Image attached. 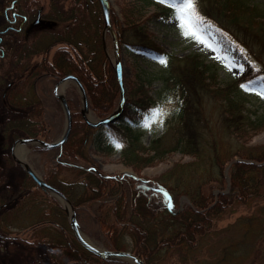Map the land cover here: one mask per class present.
<instances>
[{
    "label": "trees",
    "instance_id": "trees-1",
    "mask_svg": "<svg viewBox=\"0 0 264 264\" xmlns=\"http://www.w3.org/2000/svg\"><path fill=\"white\" fill-rule=\"evenodd\" d=\"M15 1L16 8L15 5L10 6L12 12L6 13L8 19L0 28V61L9 59L7 63H11L8 69L18 65L24 74L15 82L9 81L8 88L2 92L1 133L17 135V131L23 130L26 136L46 139L43 126L45 100L39 91L40 81L45 77L56 81L69 73L80 79L90 108L97 115L105 116L114 107V99L119 91L103 46L101 28H104V20L98 0H68L66 7L64 0H49L46 10L39 0ZM208 2L213 4L210 9L218 8L219 14H214L213 10L205 14L213 20L217 18V22L223 20L248 26L255 11L264 26L263 7H251L246 0ZM38 13L47 26L32 42H28L24 37V24L21 23L32 20ZM129 26L122 32V41L128 47L143 53L161 54L147 38L142 24ZM9 33L17 36V42H8ZM119 36L121 34L117 36L118 41L121 40ZM35 55L39 56V60L32 65L30 58ZM189 60L179 64L177 70L169 69L171 66L168 64L171 85L174 93L178 89L183 107L179 115H174V121L163 135L151 138L146 145L141 142L136 120L127 122L122 119L107 124L111 128H123L117 131L113 129L127 142V147L119 151L125 164L146 165L171 151L196 157L192 162L176 164L178 168L170 170L165 178L146 180V184L140 185L126 174H102L84 151L85 136L77 145L69 142L71 135L85 132L87 136L88 127H94L83 121L80 110H76V98L67 97L71 111L75 109L68 139L54 148L37 146L43 151L58 149L56 165L48 170L44 179L68 197L78 223L82 206H89L95 201L104 202L107 205L97 217L105 247L129 250L140 256L145 264H165L164 260L171 250L177 247L186 251L193 248L197 239L211 230L210 221L214 215L231 210L237 203H249L255 198L264 197V152L254 157L232 150L230 142L234 135L248 137L264 127V108L250 106L247 100L249 91L241 87L264 81V77L246 62L245 69L237 78L222 84L217 81L218 74L213 64L197 56ZM144 96L134 101L133 109L137 113L156 101L154 96ZM208 96L216 97L222 106L218 122L221 129L227 130L231 136L227 142L218 137L220 127L212 124L210 115L203 112V102ZM75 118L81 122L78 123ZM171 131V137L167 138ZM88 142L102 152L114 150L100 134ZM0 153L6 154V160L10 159L4 144L0 147ZM250 157L259 163L249 160ZM61 167L72 169L76 173L74 179L58 178ZM33 184L46 192L34 181ZM23 187L20 185V189ZM27 192H20L8 200L0 193V264L127 262L103 258L82 246L73 235L67 217L66 221L56 217L55 213L60 215L61 210L65 214L61 205L58 204L60 210L55 203L52 204L57 211L53 210L48 216L40 204H29ZM169 199L173 204L171 211L167 207ZM29 205L36 210L26 214L24 211L28 210ZM231 245L238 249L242 247L240 243ZM224 254L206 264L222 262Z\"/></svg>",
    "mask_w": 264,
    "mask_h": 264
},
{
    "label": "rangeland",
    "instance_id": "rangeland-1",
    "mask_svg": "<svg viewBox=\"0 0 264 264\" xmlns=\"http://www.w3.org/2000/svg\"><path fill=\"white\" fill-rule=\"evenodd\" d=\"M109 1L112 30L116 37L118 34H121V37L119 36L121 40L118 41L117 38L119 47L118 58L122 67L123 84L126 95V105L118 122L122 119L127 122L131 120L137 121L138 113L133 109L134 101L139 99V97H145L144 94L146 96H154L156 103L165 93H174L171 79L168 75L169 69L177 70L179 64L187 63L192 56H197L205 62L213 64L218 74L217 81L222 84L237 78L245 69L246 62H249L256 70H259L264 77V26L261 24V19L257 17L255 11L254 14H252L253 17L248 26L242 23L235 25L223 20L217 22L215 21L217 18L213 20L206 16L205 13H211L210 10H213L214 14H219L218 8L213 7L210 9L213 4H209L208 0H198V12L206 18L210 24L214 25V27L209 26L207 34L204 37L207 44L212 46L208 48L205 45L197 43L192 38L186 39L182 37L176 22L170 19L173 9L167 4L160 3L159 0ZM246 1L251 7L256 5L259 8H264V0ZM39 3L42 4L45 10L49 7V0H39ZM63 4L65 7L68 6V0H64ZM12 5H15L14 7L16 8L15 0H0V28L8 19L6 13L12 12L10 7ZM26 23L27 22H23V27ZM129 24H142L145 28L147 38L151 40L154 47L161 51V54L143 53L142 51H136L128 47L126 43H124V40L122 41V32L130 27ZM46 26L44 21L37 22L34 26L29 27L28 34H24V37H26L25 39L28 42H32ZM219 26H221L222 29H220V32H217L216 29ZM101 29L103 46L113 69L112 64L116 56L113 48L112 34L108 28ZM224 34L227 35V38ZM14 35L13 33L7 35V38H9L8 42H17L18 38ZM126 41L128 42V39H126ZM230 41H232V43ZM13 47L14 45L10 48L12 49ZM239 47L244 48L245 51L243 53L239 52ZM157 56H166L168 64H170L171 67L168 69V64L167 66L160 65L157 60L153 59V57ZM30 59L33 65L39 60V56L35 55ZM8 60L9 59H3L2 62L0 61V98L4 88H8V82H15L20 75L24 74L23 71H20L21 68L19 69L18 65H13L11 69H8V65L11 63H7ZM233 63L237 65V67H231ZM240 65L243 67H239ZM54 83L55 80L51 79V77H45L39 84V91L45 100L43 126L46 130V135L44 137H46V140L50 141L60 137L65 124V115L62 107L53 95ZM262 87H264L263 80H259L250 86V88L256 91H259ZM64 93L66 97L76 98V110L79 111L81 106L80 95L73 81H69L65 85ZM116 95L114 99L115 105L109 112H111L118 103L119 92H117ZM247 100L248 104L252 107H257L259 109L264 108V100L251 91L247 94ZM203 105V112L210 115L211 123L216 125V127H220V122H218V120L219 111L222 110V106H220L219 100L216 97L213 98L208 96L204 99ZM72 112H75V109H73ZM89 117L96 120L101 116L97 115L90 108ZM34 118L36 117H33V119ZM75 120H77L78 123L81 122L78 118H75ZM172 121H174V115L167 120L166 129ZM34 126H36V123ZM105 127L111 128L109 125L88 127L86 130L88 131L87 136L85 132H78L69 137V142L72 145H77L82 137L85 136L86 144L84 151L89 159L96 164L98 170L102 174H126L135 179L138 184L143 185L147 183L146 180L165 178L167 173H170V170L178 168L176 164H186L196 160V157L191 154L171 151L161 158H155L151 163L146 165L140 164L132 166L125 164L122 161L119 151L114 149L112 151L102 152L88 142L98 134L103 137L102 133ZM113 128H115L116 131L118 128L123 130V128L119 126H113ZM17 132H19L17 135L12 134V132L3 135L0 129V144H4L7 155L10 157V159L6 160V156H4L5 153H0V177L2 181L0 183V193L8 200L10 197L20 192V194H23L28 191L26 194L29 196V204H40L43 208V212L49 216L53 210L57 211L56 207L52 206V204L55 203L54 205L57 207H60L58 204L61 206L62 204L49 192H44L36 188L33 181L26 176L22 167L12 158L9 151L11 142L19 136H26L23 130ZM227 132V130L223 131L220 127V134H218V137L224 142H227L231 137ZM172 133L171 131L166 137H171ZM139 134L141 142L146 145L151 138L159 135L153 134L150 136L141 131ZM230 142L232 150L243 152L244 154H252L254 157L259 156L264 152V127L248 135V137H236L234 135V137L230 139ZM23 148L24 159L40 176L45 177L48 170L56 165L55 155L58 151L57 148L43 151L39 150L34 144H26ZM249 160L259 163V161L254 160L252 157H250ZM78 162L82 163L81 160ZM227 165L228 164H226V166ZM75 176L76 173L67 167H61L58 173V178L64 180H73ZM20 185L24 186L23 189H20ZM103 203L104 202L99 203L95 201L89 206H82L79 216V225L81 232H83L95 245L106 248L102 228L99 224L100 219L97 217V214H100L102 212L101 210L107 205ZM27 208L28 210L24 211L26 214L34 213L36 210L31 205ZM65 214L62 210L60 215H58L57 212L55 213L56 217H59L60 220L64 218L66 221L65 218L67 217L68 221L66 211ZM210 224H212L211 230L200 236L197 239V244L193 248L187 251L178 247L171 250L166 256L164 263L206 264L207 262H214L223 253H225L224 260L218 264H261L264 262V197L255 198L249 203H237L231 210L223 212L218 216L214 215ZM238 242L242 244L240 249L231 245L235 243L239 244ZM125 261H127L125 264H132L128 260Z\"/></svg>",
    "mask_w": 264,
    "mask_h": 264
},
{
    "label": "water",
    "instance_id": "water-1",
    "mask_svg": "<svg viewBox=\"0 0 264 264\" xmlns=\"http://www.w3.org/2000/svg\"><path fill=\"white\" fill-rule=\"evenodd\" d=\"M98 1L103 14L104 28L105 29L108 28L112 34L113 48L116 56V59L112 65L119 88V100L117 105L107 115L98 118L96 120H93L92 118L89 117L90 108L88 104L87 93L80 79L78 78L77 75L73 73L65 74L60 78H58L53 84V94L60 103L65 115V124L60 137L56 140L50 141L36 136H20L15 138L11 142L9 151L15 162L22 167V169L33 179L35 183H37L38 186H40L43 190L51 193L61 202L68 216V224L73 230L75 238L82 246H84L91 252L103 258H111V259L121 258L130 261L132 264H145V262L140 256L134 254L129 250L102 248L84 239V237L81 234L80 226L76 219L75 210L68 197L59 188L47 182L42 176L37 174L35 170L31 167V165L24 159V155L23 157H20L15 153V149L17 147L20 146L22 147L26 144L39 145L49 149L62 145L68 139L72 128L73 116L66 95L64 93V87L69 81H73L78 88L80 101H81L80 113L87 124L92 126H98L106 123L115 122L122 115V112L126 105V95L123 84L122 67L120 60L118 58V48H119L118 41L114 31L112 30L111 21H110V1L109 0H98Z\"/></svg>",
    "mask_w": 264,
    "mask_h": 264
},
{
    "label": "snow or ice",
    "instance_id": "snow-or-ice-1",
    "mask_svg": "<svg viewBox=\"0 0 264 264\" xmlns=\"http://www.w3.org/2000/svg\"><path fill=\"white\" fill-rule=\"evenodd\" d=\"M160 3L167 4L170 8L173 9L172 16L170 19L176 22L177 28L180 31L182 37L188 39L192 38L197 43L201 45H205L208 48L212 46L207 44L205 40V36L209 29V26L214 27V25L210 24L206 18H204L199 12L197 8L198 0H159ZM217 32H220V29H216ZM227 38V35L224 34ZM232 43V41H230ZM215 50V49H213ZM238 51L243 53L245 51L244 48L239 47ZM153 59L157 60L158 63L162 66H167L168 60L166 56H157L153 57ZM231 67H237L234 63ZM239 67H243L240 65ZM246 91H251L264 100V87H262L259 91H256L253 88H250L248 85H242ZM159 113H153V119H155ZM116 148L120 147V144L113 141ZM168 209L171 211L173 208V204L169 199L167 204Z\"/></svg>",
    "mask_w": 264,
    "mask_h": 264
},
{
    "label": "clouds",
    "instance_id": "clouds-1",
    "mask_svg": "<svg viewBox=\"0 0 264 264\" xmlns=\"http://www.w3.org/2000/svg\"><path fill=\"white\" fill-rule=\"evenodd\" d=\"M182 107L183 100L179 96L178 89L175 93H165L159 101L138 112L136 128L150 136L153 134L163 135L166 132L167 120L173 115H179ZM153 113H159V115L153 119ZM102 135L106 143L117 151H122L127 147L126 140L111 128L105 127ZM114 140L120 144L119 148L115 147Z\"/></svg>",
    "mask_w": 264,
    "mask_h": 264
},
{
    "label": "flooded vegetation",
    "instance_id": "flooded-vegetation-1",
    "mask_svg": "<svg viewBox=\"0 0 264 264\" xmlns=\"http://www.w3.org/2000/svg\"><path fill=\"white\" fill-rule=\"evenodd\" d=\"M40 21H43V20L40 19V17H39V13H38L37 16H36L34 19L28 21V22L26 23V25L24 26L25 33L28 34V32H29V31H28V30H29V27L34 26L37 22H40ZM21 24L23 25V22H22Z\"/></svg>",
    "mask_w": 264,
    "mask_h": 264
},
{
    "label": "bare ground",
    "instance_id": "bare-ground-1",
    "mask_svg": "<svg viewBox=\"0 0 264 264\" xmlns=\"http://www.w3.org/2000/svg\"><path fill=\"white\" fill-rule=\"evenodd\" d=\"M23 151H24V148H23V146L21 147H17L16 149H15V153H16V155H18V156H20V157H23ZM81 234H82V236L84 237V239H86L87 241H89V242H91V243H93L83 232H81Z\"/></svg>",
    "mask_w": 264,
    "mask_h": 264
}]
</instances>
